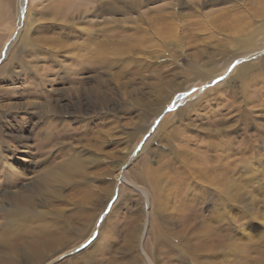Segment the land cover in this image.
I'll use <instances>...</instances> for the list:
<instances>
[{
  "label": "rangeland",
  "instance_id": "rangeland-1",
  "mask_svg": "<svg viewBox=\"0 0 264 264\" xmlns=\"http://www.w3.org/2000/svg\"><path fill=\"white\" fill-rule=\"evenodd\" d=\"M28 1H31L30 5L33 4L32 6L34 9H37L36 12L39 14L37 15L41 16L39 22L48 24V26H50V24H63L66 16L69 15L70 17L71 14L75 13L74 9H70L66 13H64V11L58 12L55 8L54 0ZM33 1L39 3L37 4ZM130 1L131 0H119L115 2H118L116 5L120 7L122 2L125 3ZM145 1L146 0H143V3L141 2L140 8L137 6L135 10L126 9L124 12L119 11L113 14L108 12L112 2H114L113 0H93L91 1L93 5L88 7V10H91V16L89 17L92 22L83 25L80 24V26L94 32L91 38L96 39L95 36L98 34L95 32L98 29L100 30L99 34L102 36L97 40H103L114 48L130 50L129 55L123 56L120 59H114L113 57L111 60L116 61L114 66L113 64H110V66L103 65L97 67V69L92 67V58L96 56L95 47L97 46L95 43L87 45V42L84 41L88 38L87 34L74 31V33H66L70 35V39L62 38L58 40V44L65 45V47L68 48L74 42L77 48L72 51L74 53L80 52V54L85 56L86 62L83 64V66H85L83 70L84 75H76L77 79L80 78L83 80L85 78L83 84L76 85L71 83L67 78H63L60 80L59 85L55 83L50 84L52 88L53 85H57V88L51 95L47 93V85L43 87L42 92L39 91V93L35 91V94L32 95L31 85L33 84V78L26 71H23L22 68H19L18 65L12 70L14 75L13 77H9L11 80L6 79L3 81L0 79V134H2L0 135V176L2 177H0V232L3 230L2 219L6 218L3 209L12 210V208L15 209L17 206H19L18 208L20 209H28L27 211L29 214L25 219L26 222L24 226L21 227L20 224L16 230L11 231L13 234L9 232V235V233H7L6 237H8L5 239V244L10 239L8 243L12 245L17 244L16 246L19 248H24L28 245L37 246V239H39L40 234H42L41 237L44 239L47 237L48 231L49 233L52 232V235L55 232L57 235L54 239L57 240L56 244H54L51 249L52 251H47L46 253V249L42 250L41 258L37 260L35 264H48L49 261L46 260V258L57 251L58 247V250L62 249L64 251L70 249L75 243L78 244L81 240L83 241L86 237L81 239L82 236H84L82 230L84 226L87 227L90 225V221L86 219L87 216L89 218L97 216L94 235L99 233L98 230H100L103 222L104 226H102V230L105 231L104 229H106L105 232H102L99 240L98 245L100 247L96 249L93 248L87 253L88 257L94 258V261L91 262L92 264H147L140 251V230L145 233L142 250L145 252L144 254L151 264H203L208 262L210 261L207 260V258L210 257L208 252L215 250L211 243L218 234H215L214 238H212L213 240L209 241V243L203 242V245L199 244L196 247L195 242H197V240H195V234L200 232L198 228L194 229L195 225L193 222L195 221V215L192 213V219L180 221L175 214L178 205L172 206L174 200L178 203L184 198L182 196H186L185 193L182 194L181 192L180 194H175L174 199H168L167 201L170 202L166 203L172 205H166L165 203L161 205L159 197L152 191L150 173L156 172L155 168H158L160 173H164L165 170H160V168L162 165L165 166L168 164V170L166 168L168 178L165 180H167L169 184L165 187L164 191L171 192L172 189L176 187L179 179L181 181L186 180L185 174L184 176L178 175L179 179L176 178L174 166H180L181 162L183 163V161L193 158L195 161V169H197L199 167L197 158L201 157L202 159V157L206 155L202 150V148L205 147L202 146L203 141L209 137V131L212 133L214 139L221 138L225 140V135L222 134L221 131L216 133V130L218 131L224 128V131L228 126H230L228 130H230L229 138L233 142L232 145L233 147L237 146L236 152L234 151L235 155L244 156L248 161L259 158L264 166L263 147H261L259 149L260 151L257 153L254 148L259 144H257L253 150L248 149L246 146H242L244 139L247 138L249 144L253 145L256 143L255 138L261 139L264 135V66H261V70L255 68V70L250 71L251 75L248 76V79L244 82L238 79L227 84L234 87L232 90L229 88L225 89L224 87V81L232 78L231 74H234V70L238 64L236 67L232 68L233 71L231 74L228 69L231 68L237 60L247 65L253 66L254 64L255 66H260L261 56H257L256 52L260 51L261 48L254 47L252 50H255V52L245 50L244 54H240V47L236 44L237 41H229L228 39L227 44L219 42L224 40L226 35H228V38L231 40H245L246 36L250 33L256 34L255 41L259 40L258 35L262 38L264 36V26L260 28V21L262 17L264 18V0H147L146 3ZM6 5V2L2 3V0H0V6H2L0 8V20H2L0 21V33H5L8 36L5 42L9 43L11 42V38L13 40V38L19 34L20 28L24 29L25 21L23 19L17 27L15 25V3L13 4L14 7L12 6L10 8L8 5L6 7ZM8 10L11 12H9L10 14ZM160 10L163 11L160 12ZM3 12H5V14ZM27 13L30 16L28 9L25 14ZM11 14L14 15L11 17ZM164 14H166V16L170 15L168 21L174 24V27L177 29L178 36L175 39L162 40L159 38V27L164 25V22L161 20L158 21V17ZM259 14H261L262 17ZM142 16L146 19L144 20ZM236 17L243 18L244 25L240 31H245L247 33L236 32L233 26V20ZM126 18L129 21L124 24L123 21L126 20ZM10 21L11 24H7ZM169 22L166 21V23ZM158 24H160V26ZM6 25L9 27L8 29ZM157 27L158 29H156ZM231 27L232 30H230ZM51 28L45 29L41 27L38 32H36V29L31 31V40L40 37L42 38L41 41L46 44L44 39L50 37L51 31L57 34L65 33L62 31L64 28L60 26H56L54 30H51ZM122 36H126L125 46L119 42V37ZM107 37H109L110 40ZM41 41L38 42V45H43ZM47 43L48 45H46L49 46L50 43ZM82 43H84V45ZM127 43L130 45V48ZM232 54L236 55L234 61L231 60ZM33 55L35 58H42L44 62H41L38 66L36 64H31L32 69L45 66V70L49 69L48 65L45 64L48 62L45 53L44 56L43 52L33 53ZM158 56L159 59L157 60ZM45 58L46 60H44ZM27 60L30 61L32 59L28 56ZM194 61L195 64L202 66V70L205 69V72L209 71L210 75L214 73L213 70L221 69L224 67V64L228 62L232 63L229 67L227 65L228 68L224 73L221 72L220 76L216 74L215 78H212V81L208 82L209 85H204L203 83L205 82H202L199 78L195 79V64L190 71H187L190 63L193 64ZM29 66V64L24 65L23 69H27ZM221 76L225 77L223 80L224 84H221L222 89L214 94L212 89H214L215 85H211V83L214 84L213 81H217ZM45 77L50 78L47 74H45ZM244 77L245 74L242 78ZM191 79L194 80L190 82ZM195 81L196 83L193 84ZM218 83H221V81ZM174 84L177 85L176 88H174ZM177 89H179V91H176ZM193 89H196V91H192ZM182 92L190 93V95L183 94L180 101L176 100L174 98L175 95L182 94ZM39 94L43 96L48 95V97L51 96L52 100L50 99L51 103L47 108L44 103H42L41 106V100H38L39 105L37 101L34 102L35 99H33L32 96L37 97ZM200 99L202 100L200 101ZM144 101H146V109H144ZM157 105L161 107L166 105L162 109V113H159L161 118L160 121L173 122V126L178 128L177 140H173L172 142L171 139L168 141L169 139L165 134L168 132L167 129L157 132V138L159 139L154 137L153 132L158 128V116H156L157 114L155 115L156 117L151 115L153 112L149 109H157ZM236 108H239V110L235 111ZM50 110H52V113L50 112L52 115L48 113ZM238 112H241L242 115L240 116ZM3 115H5V117ZM45 115L47 120L43 118ZM233 115L236 116L238 122L232 119L234 117ZM86 121L89 122L88 129L79 124L80 122ZM43 122L54 123L52 131L53 136L47 137L46 133H40L46 130ZM150 123L151 131L137 140L138 142L134 140L135 142L133 141L131 143V145L136 142L138 144L136 143L137 146L132 150L133 157H131L130 154L123 170H117V168L114 167L116 164L111 163L113 159L114 161L120 159L113 158L110 162L108 159H105V154H113L114 152L124 153V142L126 141L125 139L128 140L124 132L129 129H134L141 124L148 125ZM64 125L66 127L65 130H61V127ZM170 126L171 125H169V127ZM35 131H38L39 134ZM163 131L165 133H163ZM26 132H28L27 137L24 136ZM32 132L34 135H32ZM7 133L11 134L13 137L12 141L9 140V138H7L6 141V138H3V136H7ZM16 138L18 139L17 141H15ZM23 138L26 139L22 140ZM53 140H55V142L61 141L62 145L53 146L51 148L53 161L47 163V153L42 152L40 154L41 150H39L40 148L36 145H38V143H50L51 145ZM115 140L117 144L114 143ZM5 141L6 143H4ZM214 141L215 146L220 145L217 143V140ZM144 143H148V151L146 152H142L141 150ZM229 143L231 144V142ZM29 146L32 149H30ZM176 147H178L181 153H175L174 155V153L170 152L169 148H174V150H176ZM11 149H13V151L15 150V152ZM43 150H46V147ZM149 150L152 152H149ZM47 151L49 152V150ZM230 151L226 154L229 155ZM4 152L6 153L4 154ZM201 153H203V155ZM6 154L7 156H5ZM77 154L81 158L86 154L95 155V157L90 159L91 161L87 160L88 162H86L88 164L85 163L84 166L76 163L77 165L75 166L77 169L73 167L70 171H66V173L71 176L69 178L54 175L55 173L51 169L55 168L58 165L57 163L60 164L62 162L60 160L70 157L73 158V156H77ZM96 154L102 157H96ZM214 154L211 153L212 156H214ZM5 157L9 160L7 161ZM129 158L130 161H128ZM133 158L136 159L133 161L132 166H129ZM210 159L211 158L205 160L204 164L212 166L213 160L210 161ZM85 166L88 168L85 169ZM193 166L194 164H192V167ZM13 169L16 171V175ZM201 169L207 172L206 176H209L208 179H216L217 174L223 173L222 171H212L209 167L204 165L201 166ZM107 170L108 173H106ZM149 170H152V172H149ZM87 171L90 172L87 173ZM11 175H13V177ZM73 175H75L73 177L74 179H72ZM244 175L243 173L238 184H240V186L242 185L240 189L243 190L247 209L253 212L257 211L259 216L257 221H262L258 223L257 227L258 233L261 234L262 241L264 239V213H261V210H264V197L259 195L258 191L255 189L256 182H246ZM250 175L252 176V173ZM45 177L51 180H53V177L55 179L53 182H49L45 180ZM15 178L18 179L14 180ZM58 179L60 180L58 181ZM202 180L203 178H198L197 175L195 176V182H198L201 187L203 185V187L206 185L209 186V183L211 184L212 182L206 183V178V181L203 180L204 182H202ZM129 183L136 187L131 186ZM190 186L196 187L197 190H195V192L197 196L203 199V189L199 188L196 184H190L189 187ZM47 190L49 192H47ZM50 193L52 198L49 197L48 199L44 197ZM142 193L147 195L149 200L148 203H146V201L143 203ZM18 194L28 197L29 202L27 205L29 206L24 207L18 200L12 199V197L15 198ZM207 199H210V196H208ZM9 200L14 201H10L11 204ZM210 205L211 204L206 205V203L201 201L196 202L193 204L194 207L191 212L195 210V213H200L201 216H204L209 213ZM103 206L105 209L104 211H102ZM160 206H162L161 209H159ZM168 210H174V213L170 214ZM101 211L102 214L98 217ZM107 216L108 218L106 219ZM112 216H114L113 219ZM170 218L173 219L174 222H164V219ZM109 222L111 223L109 224ZM162 223L164 225H162ZM92 224L93 223H91V225ZM23 227L25 229H23ZM30 229L32 231L29 234ZM35 231L37 232L35 233ZM222 231L224 232L225 229L222 228L220 232ZM94 235H92V237ZM222 235H227V237H229L222 242L223 246L228 247L229 243H237V236L230 234L229 231L224 232ZM92 237L88 238L89 241L93 239ZM175 237L178 238V240L176 239L177 241L173 240ZM21 238L22 240H20ZM11 239L13 240L11 241ZM2 241L3 239L0 241V260L2 259L0 264H6V258L4 259L3 257H6L8 250H6V246H3ZM165 241L177 247L178 252L173 248L167 247ZM81 244L82 242L75 246L74 249H71H78ZM240 244L243 245V252L247 253V256H244V259L247 258L245 259V264H254L251 259L249 263L248 254L251 255L252 253L253 256H256V254L261 251V254L264 256V247L257 249L255 246H250L249 244L251 243L247 240L240 242ZM186 245L188 247L184 248ZM73 250L69 252L73 255L63 257L65 259L64 264H91L83 263L80 259H77L75 254L78 253ZM248 251H251V253ZM174 254H176V256ZM195 255H197V259H195ZM42 259H45V261L38 263V261H42ZM213 261V264H240L235 249H231L227 257L219 256L213 259ZM51 264H60V261ZM262 264H264V262H262Z\"/></svg>",
  "mask_w": 264,
  "mask_h": 264
},
{
  "label": "bare ground",
  "instance_id": "bare-ground-1",
  "mask_svg": "<svg viewBox=\"0 0 264 264\" xmlns=\"http://www.w3.org/2000/svg\"><path fill=\"white\" fill-rule=\"evenodd\" d=\"M39 1V0H36ZM33 1V2H36ZM54 5L55 8L58 12L60 11H64V13H66L68 10L70 9H74V14H71V16L69 17L66 16V19L64 20L63 24H59V25H53L50 24V26H48V24H42L39 21L41 20V16H38L39 14L36 12L37 9H34V7L32 5H30L31 1L27 3V5L24 8H21V4H22V0H2L3 2H6L8 7H12L13 4L15 3V12H16V17H15V21H16V26L18 27L20 25L21 22L18 23V19L21 17V15H23V19L25 21V25H24V29L20 28L19 34L16 35L13 40L11 38V42L6 43L5 39L6 37H8L5 33H0V79L5 81L6 79H10L9 77H13V68L16 67V65H18L19 68H22L23 71H26L33 79V84L32 86V91L31 94H35V91H40L42 92V89L44 86H48V90L47 93L51 95V93L53 91H55V89L57 88L56 86L60 84V80L63 78H67L71 83H74L76 85H81L83 84V82L85 81V78L83 80H81L80 78L77 79L76 75H84V67L83 64L86 62L85 56H83L82 54L79 53H74L72 50H74L75 48V43L73 42V44H71V46L65 47V45H60L58 44V40L62 39V38H68L70 39V35L66 34V33H74V31H79L82 34H87L88 38L86 40H84L85 42H87V45H89L90 43H95V45L97 47H95V53L96 56H93V60H92V67L94 69H97V67L106 65V66H110V64H113L116 62L115 60H111L113 57L114 59H120L123 56H127L129 55V51L128 49H123V48H114L112 45L107 44L106 42H104L103 40H97L98 38H100L102 35L99 34L100 30H96L95 33H97L98 35H96V39H92L91 35L94 33L91 30L87 29V28H83L80 26L83 24H88L91 23V19L89 16L91 13V10H88L89 6H92L93 4H91L93 0H54ZM114 2H112V5L110 6V10L108 11L110 14L113 13H117L119 11L124 12V10L126 9H130V10H135V8L137 6H139V8L141 7L140 4L141 2L143 3V0H131L130 2H122V5L120 7H118L116 5L115 1H119V0H113ZM147 1V0H146ZM145 1V3H146ZM150 1V0H149ZM174 1V0H173ZM108 2V1H107ZM37 4L39 2H36ZM3 5V4H2ZM5 5V4H4ZM6 5V7H7ZM172 5V4H171ZM2 6H0L1 8ZM14 7V6H13ZM81 7V8H80ZM108 7V6H107ZM173 7V5H172ZM8 8V9H9ZM3 9V8H2ZM5 9V7H4ZM12 9V8H11ZM28 9V11L30 12V16L29 14H25L26 10ZM148 9V8H147ZM1 10V9H0ZM7 10V9H6ZM10 10V9H9ZM8 10V13L10 12ZM13 10V9H12ZM145 10V9H144ZM153 10V9H151ZM156 10V9H155ZM159 10V9H158ZM3 11V10H2ZM163 10H160V12H162ZM6 12V11H5ZM5 12H3L5 14ZM13 12V11H12ZM107 12V14H108ZM129 12V11H128ZM2 13V12H1ZM11 13V12H10ZM9 13V14H10ZM38 14V15H37ZM126 14V13H125ZM130 14V13H129ZM3 15V14H1ZM14 14H11V17ZM261 16V14H259ZM5 16V15H4ZM8 16V15H7ZM10 17V18H11ZM262 17V16H261ZM6 18V16H5ZM130 18V17H129ZM142 18L145 20L146 18L144 16H142ZM172 18V17H171ZM2 19V17H1ZM8 19V18H7ZM14 19V18H12ZM22 19V20H23ZM158 21H163L164 25L158 24L159 27V31H160V37L162 40L165 39H175L178 36L177 33V29L174 27L175 25L170 23L168 20L170 19V15L166 16V14H164L163 16L158 17ZM2 21V20H0ZM4 21V20H3ZM128 19L126 18V20L123 21L124 24L128 23ZM136 21V20H135ZM154 21V20H153ZM169 22V23H166ZM260 28L262 26H264V18L262 17V20L260 21ZM2 23V22H1ZM104 23V22H103ZM7 24H11V21ZM123 24V25H124ZM166 24V26H165ZM23 25V23H22ZM47 25V26H45ZM156 25V26H158ZM243 18L241 17H236L233 20V26L236 29V32H245V31H240L243 28ZM56 26H60L62 29V31H64L65 33H56L54 31H51L50 33V37L44 39L46 44L48 45L47 42L50 43L49 46H47L46 44H44L42 40V38H35L34 40H31L32 35H30L31 31L36 29V32H38V30L41 27L46 28H51V30H54L56 28ZM87 26V25H86ZM7 29L9 28L6 25ZM15 27V26H14ZM13 28V27H12ZM10 28V29H12ZM125 28V26H124ZM149 29V28H148ZM158 29V27L156 28ZM16 30V29H15ZM18 30V29H17ZM150 30V29H149ZM163 30V31H162ZM230 30H232V27L230 28ZM50 31V30H49ZM151 31V30H150ZM264 31V29H263ZM6 32V31H4ZM54 32V33H52ZM238 32V33H239ZM35 33V32H34ZM43 33V32H42ZM163 33V34H162ZM247 33V32H245ZM137 34V33H136ZM74 37V36H73ZM229 36L226 35L224 40L219 41L220 43L223 44H227L228 43V39L229 41H237L236 44L239 45L240 47V54H244L245 50H249L252 52H255V50H252L254 47H260L261 50L256 52L257 56H261L260 57V66H255L253 63L252 65H247L246 63H239L236 67V69L234 70V74H231V77L229 80H225L224 83L223 81H221V83H216V84H212L211 85H215L214 89H212V91L214 92V94L217 93V91L221 90V84H224L225 89L229 88L230 90H232V88H234L233 86H229L227 84L232 83L235 80H240L241 82H244L245 80L248 79V76L251 75L250 71H253L256 69H260L262 68L261 66H264V36L262 38H260V35H258L259 40L255 41V37L256 34L250 33L246 36L245 40H241V39H236V40H231L230 38H228ZM109 39V37H107ZM139 38V37H138ZM9 39V38H8ZM117 39V38H116ZM110 40V39H109ZM9 41V40H8ZM43 42V45H38V42ZM125 41H126V36H122L119 37V42L125 46ZM141 42V41H140ZM161 42V41H160ZM262 42V45H261ZM55 43V44H54ZM131 43V42H129ZM18 44V46H17ZM84 45V43H82ZM128 44V43H127ZM129 45V44H128ZM132 47V46H131ZM92 48V47H91ZM130 48V45H129ZM93 51V50H92ZM236 51V50H235ZM237 51V52H238ZM43 52V56L44 53L46 54V58L48 59V62H46L45 64L48 65V70H45V67L39 68V67H35L34 69H32L31 64H36L38 66V64H40L41 62H44L43 59L41 58H35L33 53H41ZM142 52V51H141ZM212 52V51H211ZM234 52V53H237ZM94 53V54H95ZM143 53V52H142ZM91 54V53H90ZM144 54V53H143ZM37 55V54H36ZM35 55V56H36ZM30 56L32 60L28 61L27 57ZM148 56V55H147ZM231 60L234 61L236 55L232 54L231 55ZM41 57V56H40ZM149 57V56H148ZM212 57V56H211ZM46 58L44 60H46ZM80 58V59H78ZM240 58V57H239ZM159 59V56L157 57V60ZM210 59V58H209ZM2 60V61H1ZM229 61V60H228ZM5 62V63H4ZM159 62V61H158ZM4 63V64H3ZM229 63V62H228ZM224 64V67H222L221 69H216L213 70L214 73H212V75H210L209 71H204L202 70V66L195 64V61L193 62V64L190 63L187 71H190V69H192V67H194L195 64V79L199 78L204 85H209L208 82L212 81V78H215L216 74H218L220 76V73H224V71H226V69L230 66V64L232 62H230L229 64ZM3 64V65H2ZM30 65L27 69H23L24 65ZM90 64V63H89ZM228 65V67H227ZM120 66V65H119ZM198 67V68H196ZM206 67V66H205ZM208 67V66H207ZM41 69V70H40ZM198 70V71H197ZM261 70V69H260ZM43 71V72H42ZM182 71V70H181ZM192 71V70H191ZM7 73V74H6ZM45 74H47L48 76H50V78H46ZM176 74V73H174ZM194 74V73H193ZM245 74V77L242 78ZM185 77V76H184ZM82 78V77H81ZM11 80V79H10ZM98 80V77H97ZM194 79H191L190 82H192ZM197 81V80H196ZM196 81L193 83L195 84ZM14 83V82H13ZM31 83V82H30ZM57 84V85H52L50 84ZM97 83V82H96ZM201 83V82H200ZM29 84V83H28ZM190 84V83H189ZM175 85V84H174ZM191 85V84H190ZM11 86V85H10ZM90 86V85H89ZM177 85L174 86V88H176ZM28 87V86H27ZM163 87V86H162ZM179 87V86H178ZM187 87V86H186ZM212 87V86H210ZM15 88V87H14ZM30 88V87H29ZM77 88V87H76ZM87 88V87H86ZM89 88V87H88ZM92 88V87H91ZM94 88V86H93ZM99 88V87H98ZM184 88V87H183ZM195 88V87H194ZM62 89V88H61ZM102 89V88H101ZM152 89V88H151ZM189 89V87H188ZM207 89V88H206ZM30 90V89H29ZM71 90V88H70ZM82 90V89H81ZM89 90V89H88ZM91 90V89H90ZM96 90V89H95ZM175 90V89H174ZM181 90V89H180ZM184 90V89H183ZM191 90V89H190ZM14 91V89H13ZM93 91V90H92ZM176 91H179V89H177ZM186 91V90H185ZM39 92V93H40ZM58 92V91H57ZM62 92V91H61ZM75 92V91H74ZM84 92V91H83ZM155 92V91H154ZM30 93V92H29ZM63 93V92H62ZM87 93V92H86ZM225 93V92H224ZM228 93V92H227ZM30 94V95H31ZM42 94V93H41ZM39 94L37 97L36 96H32L33 99H35L34 102L37 101L38 104V100H41V106L42 103L45 104V107L47 108L51 101V96L48 97V95L43 96ZM44 94V93H43ZM70 94V93H69ZM183 92L182 94H176L175 95V99L180 101V98L183 97ZM209 94V93H206ZM29 95V96H30ZM79 95V94H78ZM182 95V96H181ZM7 96V95H6ZM166 96V95H165ZM211 96V95H210ZM78 97V96H77ZM29 98V97H28ZM225 98V97H224ZM173 99V98H172ZM203 99V97H202ZM200 99V101L202 100ZM52 100V99H51ZM61 100V99H60ZM168 100V99H167ZM165 101V100H164ZM183 101V100H181ZM197 101V100H196ZM11 102V101H10ZM33 102V101H32ZM166 102V101H165ZM40 103V102H39ZM67 103V102H66ZM157 103V102H156ZM203 103V102H202ZM19 104V103H18ZM55 104V103H53ZM65 104V103H63ZM145 104L146 101H144V109L145 108ZM171 104V103H170ZM201 104V103H200ZM30 105V104H29ZM33 105V104H32ZM39 105V104H38ZM70 105V104H69ZM168 105V104H167ZM233 105V104H232ZM264 105V104H263ZM21 106V105H20ZM55 106V105H54ZM166 105H164L163 107H161L160 105H157V109H149L151 110V112H153V116H158V121H160V115L159 113H162V109L165 107ZM198 106V105H195ZM11 107V106H10ZM58 107V106H57ZM60 107V106H59ZM67 107V106H66ZM138 107V106H137ZM141 107L143 108V106L141 105ZM177 107V106H176ZM233 107V106H232ZM15 108V106H14ZM18 108V107H17ZM150 108V107H148ZM167 108V107H166ZM194 108V107H192ZM196 108V107H195ZM69 109V108H68ZM188 109V108H187ZM197 109V108H196ZM10 110V109H9ZM13 110V109H12ZM61 110V109H60ZM148 110V109H147ZM168 110V109H167ZM170 110H174V109H170ZM176 110V109H175ZM183 110V109H181ZM204 110V109H203ZM238 111L239 108H236L235 111ZM52 110H50L48 113H50ZM67 111V110H66ZM204 112V111H203ZM52 113V112H51ZM50 113V114H51ZM55 113V112H54ZM57 113V112H56ZM179 113V112H176ZM237 113V112H236ZM240 113L239 115L241 116L242 113ZM62 114V113H61ZM66 114V113H65ZM1 115V113H0ZM52 115V114H51ZM50 115V116H51ZM236 115V114H235ZM233 115L234 117L232 119L236 120V116ZM5 117V115H3ZM16 116V115H15ZM67 116V115H66ZM155 116V117H156ZM3 117V119H4ZM53 117V116H51ZM141 117V116H140ZM143 117V116H142ZM44 119L47 120L46 115L43 116ZM62 118V117H61ZM2 119V118H1ZM11 119V118H10ZM167 119V118H166ZM165 119V120H166ZM202 119V118H201ZM9 120V119H8ZM52 120V119H51ZM169 120V119H168ZM7 121V120H5ZM18 121V119H17ZM23 121V120H21ZM26 121V120H25ZM4 122V121H3ZM79 122V121H78ZM144 122V121H141ZM235 122H238L237 120ZM11 123V122H10ZM9 123V124H10ZM14 123V122H13ZM19 123V122H18ZM27 123V122H26ZM29 123V122H28ZM45 124V128L46 130L40 132V133H46V136H53V122H43ZM149 123V122H148ZM81 126H83L84 128L88 129L89 128V122H80L79 123ZM6 125V124H5ZM31 125V124H30ZM158 128L155 129V131L153 132L154 137L157 138L159 131L163 130V129H167L168 132L165 133L163 131V133L166 134V136L168 137V141H170L172 139L173 140H177V129L173 126V122H163V120H161L159 123H157ZM169 125H171L169 127ZM13 126V125H12ZM22 126V125H21ZM25 126V125H24ZM23 126V127H24ZM205 126V125H204ZM27 127V126H26ZM218 127V126H217ZM65 125L61 127V130H65ZM228 128H230V126H228ZM228 128L226 130L223 131L224 128L220 129V130H216V133L221 131L222 134L225 135V140H222L221 138H216L214 139V137L212 136V133L209 131V137L206 138L205 141H203V146L205 148H202L203 152L206 153V157L203 156L202 159L201 157L197 158L199 167L197 169H195V161L193 158L188 159L187 161H183V163L181 162L180 166L176 165L175 167V176L176 178L179 179L178 175H182L186 176V180L181 181L180 179L178 180V183L176 184V187L174 189H172L171 192H165L164 189L165 187L169 184L167 180H165L166 178H168V173L166 172V168L168 170L169 165H165V166H161V169H164L165 172L164 173H160L158 168H155L156 172H152V170H149V172L151 171L152 173H150L151 175V186H152V191L154 194H156L157 197H159L161 205L162 203H165L166 205H172V204H168L166 202H170L167 201L168 199H174L175 194H180L182 192L185 193L186 196H182L184 197L181 201H179L178 203L174 200L173 205L172 206H177L175 210V214L177 215V217L179 218L180 221H185L186 219H192L193 215L192 213L195 215V221L193 222V224L195 225L194 229H199L200 233L195 234V240H197V242H195V246L197 247L199 244L203 245V242H208L212 241L214 238L215 234L216 237L214 238L213 242L211 244L212 247H214V251L208 252V254L210 255L209 258H207V260H210L208 262H205L203 264H213V259H216L219 256H224L227 257L231 251V249H235L236 253H237V257L240 261V264H245V258L247 256V253L243 252V245L240 244V242H244L245 240L249 241L250 246H255L257 249H261L262 247H264V239L261 241V234L258 233V223L262 222V221H257L258 220V213L257 211H252L247 209L245 202L246 199L244 198V194H243V190H241L240 188L242 187V185L240 186V184H238V181L241 179V177L244 175V179L246 182L250 183L251 181L256 182L255 185V189L258 191L259 195H262L264 197V166L262 165V163L260 162L261 159L257 158V159H252L251 161H248V159H246L244 156H236L235 152L237 150V146L233 147V142L231 141V139L229 138V134H230V130H228ZM15 129V128H14ZM20 129V128H19ZM150 129V130H149ZM189 129V128H188ZM217 129V128H216ZM28 130V129H27ZM151 131V123L150 124H141L140 126L135 127L134 129H129L128 131L124 132V134H126V141L124 142V146H123V152L124 153H113V154H105V159H108L109 162L111 161V159L116 158V159H120V160H116L113 162H111L112 164L115 163L117 170L121 171L123 170L126 161L128 159V157L131 154V157H133V149L137 146V140H139L140 138L144 137L145 135H147V132L149 133ZM38 132V131H35ZM101 132V131H100ZM1 133V132H0ZM4 133V132H3ZM17 133V132H16ZM102 133V132H101ZM215 133V134H216ZM15 134V133H14ZM28 132L25 133V137H27ZM39 134V132H38ZM163 134V135H165ZM2 135V134H0ZM19 135V134H17ZM32 135L33 132H32ZM66 135V134H65ZM83 135V134H82ZM95 135V134H94ZM217 135V134H216ZM223 135V136H224ZM98 136V135H96ZM179 136V135H178ZM218 136V135H217ZM15 137V136H14ZM104 137V136H103ZM151 137V136H150ZM148 137V138H150ZM222 137V135H221ZM3 138H9V140L12 141L13 137L11 136V134L7 133V136H3ZM35 138V137H34ZM155 138V139H156ZM162 138V137H161ZM165 138V137H164ZM26 138H23L22 140H24ZM108 139V138H107ZM106 139V140H107ZM159 139V138H157ZM156 139V140H157ZM18 139L16 138L15 141H17ZM99 140V139H98ZM137 141L135 144L133 143V145H131V143L133 141ZM214 140H217V143H219V146H215L214 145ZM229 140V141H228ZM256 143H254L253 145L249 144V140L246 138L243 140L242 142V146H246L248 149L253 150V148L257 145L254 150L258 153L261 147L264 148V135L262 136L261 139L259 138H255ZM3 141V140H2ZM6 141L4 143H6ZM73 141V140H72ZM118 141V140H117ZM134 141V142H135ZM147 141V140H146ZM145 141V142H146ZM152 141V140H151ZM158 141V140H157ZM156 141V142H157ZM171 142V143H172ZM179 142V141H178ZM231 142V144L229 143ZM3 143V144H4ZM9 143V142H8ZM116 143V140L115 142ZM123 143V142H122ZM160 143V142H159ZM169 143V142H168ZM170 143V144H171ZM1 144V142H0ZM15 144V143H14ZM21 144V143H20ZM29 144V143H27ZM35 144V143H34ZM117 144V143H116ZM237 144V143H236ZM6 145V144H5ZM10 145V144H9ZM13 145V144H12ZM26 145V143H25ZM24 145V146H25ZM33 145V144H32ZM62 145L61 141H57L55 142V140H53V143L50 145V143H38V145H36L37 147H39L41 150L40 154L42 152L47 153V163L48 162H52L53 161V156H52V150L51 148L53 146H59ZM98 145V144H97ZM100 145V144H99ZM119 145V144H118ZM23 146V147H24ZM101 146V145H100ZM46 147V150H43ZM70 147V146H68ZM158 147V145H157ZM179 147V146H178ZM178 147H176V150H174V148H169L171 153H181V151L178 149ZM9 148V147H7ZM12 148V147H11ZM30 148V146H29ZM36 148V147H35ZM148 143H144V145L142 146L141 150L142 152H146L148 151ZM235 148V149H233ZM32 149V148H30ZM13 151V149H11ZM49 150V152L47 151ZM231 150V151H230ZM5 151V150H2ZM10 151V150H9ZM8 151V152H9ZM26 151V150H25ZM47 151V152H46ZM151 150H149L150 152ZM230 151V154L227 155L226 153ZM235 151V152H234ZM15 152V150L13 151ZM17 152V150H16ZM19 152V151H18ZM152 152V151H151ZM6 152H4L5 154ZM21 153V151H20ZM39 153V152H38ZM37 153V155H38ZM211 153H215L214 156L211 155ZM233 153V154H232ZM264 153V151H263ZM16 154V153H15ZM27 154V153H26ZM30 154V153H29ZM49 154V155H48ZM58 154V153H57ZM157 154V153H156ZM203 155V153H201ZM1 155V154H0ZM34 155V154H33ZM104 155V154H103ZM154 155V154H153ZM198 155V154H197ZM261 155V154H260ZM7 156V154L5 155ZM11 156V154H10ZM9 156V157H10ZM21 156V155H20ZM65 156V155H63ZM141 156V155H140ZM34 157V156H33ZM57 157V156H55ZM93 157H95V155H90V154H86L84 155L82 158L77 154V156H73V158H65L62 159L60 161H62L60 164L57 163L58 165L51 169L52 171H54V175L56 176H61V177H66L69 178L71 176L68 175V173H66V171H70L71 169H73V167H76L75 165L79 164L81 166H84V164H88L87 160L92 159ZM96 157H102L99 154H96ZM159 157V156H158ZM4 158V157H2ZM7 159V157H5ZM154 158V157H152ZM209 158L210 161H212L213 165H206L205 160H208ZM11 159V158H10ZM99 159V158H98ZM103 159V158H102ZM136 158H133L132 163L129 166H132L133 161H135ZM138 159V158H137ZM201 159V160H198ZM9 159H7L8 161ZM24 160V159H23ZM45 160V159H44ZM96 160V159H95ZM101 160V158H100ZM15 161V160H14ZM18 161V160H17ZM34 161V160H33ZM87 161V162H86ZM91 161V160H90ZM130 161V158L129 160ZM31 162V161H30ZM45 162V161H44ZM100 162V161H99ZM102 162V161H101ZM15 163V162H14ZM77 163V164H76ZM11 164V163H10ZM9 164V165H10ZM25 164V163H24ZM97 164V162H96ZM192 164H194V166L192 167ZM204 165L206 167H209L212 171H222L223 173L217 174L216 179H208L209 176H206L207 172L204 171L203 169H201V166ZM260 165V166H259ZM128 166V167H129ZM138 166V165H137ZM218 166V167H216ZM12 167V165H11ZM134 167V166H133ZM81 168V167H80ZM85 169L88 167H84ZM96 168V167H95ZM115 168V169H116ZM143 168V167H142ZM15 169V168H14ZM13 169V172L15 171ZM20 169V168H19ZM23 169V168H21ZM27 169V168H26ZM36 169V168H35ZM77 169V167H76ZM79 169V168H78ZM94 169V167H93ZM25 170V168H24ZM23 170V171H24ZM29 170V169H28ZM80 170V169H79ZM127 170V169H126ZM142 170V169H141ZM26 171V170H25ZM82 171V169H81ZM86 171V170H84ZM129 171V170H128ZM9 172V171H8ZM22 172V171H21ZM47 172V171H46ZM45 172V173H46ZM90 171H87V173H89ZM12 173V170H11ZM19 173V172H18ZM24 173V172H23ZM22 173V175H23ZM44 173V172H43ZM86 173V174H87ZM108 173V170L107 172ZM105 173V174H106ZM120 173V172H119ZM252 173V176L250 175ZM9 174V173H8ZM13 174V173H12ZM26 174V172H25ZM77 174V173H76ZM81 174V173H80ZM93 174V173H91ZM111 174V173H110ZM109 174V175H110ZM148 174V173H147ZM15 175H16V171H15ZM14 175V176H15ZM19 175V174H18ZM17 175V176H18ZM21 175V174H20ZM108 175V176H109ZM112 175V174H111ZM110 175V176H111ZM143 175V173H142ZM170 175V174H169ZM198 176V178H203V180H207L206 183L211 182V184L209 183V186L206 185L205 187H201V185L198 182H195V176ZM9 176V175H8ZM13 177V175H11ZM75 175L72 176V179H74ZM118 176V175H116ZM147 176V175H146ZM1 177V176H0ZM22 177V176H21ZM80 177V176H79ZM100 177V176H99ZM113 177V176H112ZM115 177V176H114ZM131 177V176H130ZM205 177V178H204ZM2 178V177H1ZM42 178V177H40ZM52 178V177H51ZM57 178V177H56ZM87 178V177H86ZM94 178V177H93ZM96 178V177H95ZM105 178V177H104ZM117 178V177H116ZM18 178H15L14 180H17ZM20 179V178H19ZM53 180H51L50 178L45 177V180L49 181V182H53L54 181V177L52 178ZM71 179V180H72ZM85 179V178H84ZM90 179V178H89ZM118 179V178H117ZM6 180V179H5ZM8 180V178H7ZM6 180V181H7ZM23 180V179H22ZM60 179H58L59 181ZM64 180V179H63ZM62 180V181H63ZM121 180V179H120ZM202 180V182H204ZM205 180V181H206ZM43 181V179H42ZM61 181V182H62ZM88 181V180H87ZM175 181V180H174ZM21 182V180H20ZM19 182V183H20ZM115 182V181H114ZM127 182V181H126ZM17 183V182H15ZM57 183V182H56ZM116 183V182H115ZM114 183V184H115ZM8 184V183H7ZM49 184V183H48ZM64 184V183H63ZM113 184V182H112ZM131 186L136 187L134 185H132L131 183H129ZM190 184H196L199 188L203 189V199H200L195 190H197V188L190 186ZM65 185V184H64ZM5 186V185H4ZM14 186V185H13ZM111 187V186H110ZM10 188V187H9ZM40 188V187H39ZM14 190V189H13ZM12 190V191H13ZM54 191V190H53ZM52 191V192H53ZM46 192V191H45ZM47 192H49L47 190ZM255 192V190H254ZM5 193V192H4ZM7 193V192H6ZM56 193V192H55ZM60 193V192H59ZM122 193V192H121ZM47 194V193H46ZM96 194V193H95ZM53 195V194H52ZM108 195V193H107ZM56 196V195H55ZM112 196V195H111ZM208 196H210V199H207ZM12 197V196H11ZM44 197L48 198L51 197V193L49 195H45ZM5 198V197H3ZM52 198V197H51ZM12 199L18 200L19 203L24 206L27 207L29 205L28 202V197L26 196H21L20 194H18L17 196H15V198L12 197ZM122 199V198H121ZM142 199H143V203L144 201H146V203H148V197L145 193H142ZM5 200V199H4ZM7 200V197H6ZM123 200V199H122ZM11 200H9L10 202ZM14 200H12L11 202H13ZM120 201V200H119ZM118 201V202H119ZM204 202L206 203V205L211 204L209 207V213L201 216L200 213H195L191 212L192 208L194 207L193 204H195L196 202ZM264 201V200H263ZM4 202V201H2ZM10 202V203H11ZM32 202V201H31ZM6 203V202H5ZM3 203V204H5ZM8 203V201H7ZM33 203V202H32ZM9 204V203H8ZM5 204V205H8ZM12 204V203H11ZM164 204V205H165ZM264 204V203H263ZM2 205V204H1ZM4 205V206H5ZM12 206V205H10ZM20 206V207H22ZM114 206V205H113ZM112 206V207H113ZM19 206H17V208H12V210H7L6 208L3 209V212L6 215V218L2 219V227L3 230L0 232V241L3 239V246H6V250H8V253L6 255V257H3L4 259L6 258V264H35V262L37 260H40L41 258V253L42 250L46 249V253L51 252L52 247L54 246V244H56V240L54 239V237H56V233L54 232L52 235V232L49 233L48 231V235L46 238H42V234H40L39 239H37V246H31L28 245L26 247H22L19 248L16 245H12L9 244L8 240L5 244V239L8 237H6L7 233H12L11 231L16 230L18 226L21 227L24 226L25 224V219L27 218L29 212L27 211L28 209H20L18 208ZM31 207V206H30ZM70 207V206H69ZM114 208V207H113ZM162 206L159 207V209H161ZM214 208V209H213ZM246 208V209H245ZM33 210V209H32ZM104 206H103V210L104 211ZM37 211V210H36ZM101 213L98 215V217L102 214ZM169 211V210H168ZM167 211V212H168ZM2 212V213H3ZM111 212V211H110ZM249 212V213H248ZM164 213V212H163ZM168 213L173 214L174 210H170ZM261 213H264V210H261ZM115 214V212H114ZM249 214V215H248ZM264 215V214H263ZM109 216V215H108ZM108 216L106 217V219L108 218ZM33 217V216H32ZM35 217V216H34ZM37 217V216H36ZM105 217V216H104ZM114 216H112L113 219ZM31 218V217H30ZM33 219V218H32ZM86 219L88 221H90V225L83 228L82 233L84 234V236H82L81 239L85 238L83 241L81 240L82 244H88L89 243V239L90 237H92V235H94V227L97 223V216H92V217H86ZM105 219V220H106ZM111 219V220H112ZM104 220V221H105ZM110 220V219H109ZM29 221V220H27ZM168 221H173V219H164V222H168ZM106 222V221H105ZM91 223H93L91 225ZM104 223V222H103ZM102 223L100 230L99 231V237L97 238V240L90 244L87 248H85V250H83L82 252H79L78 254H75V257H77V259H80L81 262L83 263H91L92 261H94V258L88 257L87 253H89V251H91L93 248H98L100 247L98 245L99 240L101 238L102 232H105L106 229H104L105 231L102 230V226H104ZM111 222H109L110 224ZM107 224V222H106ZM162 225H164L162 223ZM60 226V225H59ZM111 226V225H110ZM146 226V225H145ZM108 227V226H107ZM144 227V226H143ZM33 228V227H32ZM41 228V227H40ZM106 228V227H105ZM225 229L224 232H228L230 234H234L237 236V243L233 244V243H229L228 247L223 246L222 242L227 240L229 237H227V235L223 236L222 234L224 233L223 231L220 232L221 229ZM23 229H25L23 227ZM122 229V228H121ZM43 230V229H42ZM144 230V229H143ZM6 231V232H5ZM18 231V230H17ZM32 230L30 229L29 234ZM56 231V229H55ZM20 232V231H19ZM37 231H35L36 233ZM42 232V231H41ZM40 232V233H41ZM9 233V235H10ZM18 233V232H17ZM45 233V232H43ZM195 233V232H193ZM13 234V233H12ZM126 234V233H125ZM15 235V233H14ZM17 235V234H16ZM22 235V234H21ZM36 235V234H34ZM204 235V237H203ZM12 236V235H11ZM46 236V235H45ZM132 236V235H131ZM145 233L140 230V251L142 256L144 257L145 261L147 262V264H151L150 261L147 259V257L145 256V252H143L142 250V244H143V239H144ZM16 237V236H15ZM26 237V235H25ZM59 237V236H58ZM10 238V237H9ZM29 238V237H27ZM36 238V237H35ZM93 238V237H92ZM104 238V237H103ZM33 239V238H32ZM178 240L177 237H175V239L173 240ZM13 239H11L12 241ZM22 240V238L20 239ZM25 240V239H24ZM29 240V239H28ZM103 240V239H102ZM132 240V239H131ZM176 240V241H177ZM182 240V239H181ZM180 240V241H181ZM14 242V241H13ZM29 242V241H28ZM70 242V241H69ZM80 242V243H81ZM104 242V241H103ZM167 244V247L173 248L175 251H177V247H174V245L169 244L167 241H165ZM182 242V241H181ZM234 242V240H233ZM254 242V243H253ZM11 243V242H10ZM15 243V242H14ZM30 243V242H29ZM71 243V242H70ZM78 243V244H80ZM20 244V243H19ZM78 244H74L71 248L74 249L75 246H77ZM101 244V243H100ZM103 245V244H102ZM193 245V244H191ZM188 246L186 245L184 248H187ZM245 247V246H244ZM61 248V247H60ZM63 248V247H62ZM67 249V250H58L59 247L57 248V251H55L54 253L50 254L46 260L49 261L48 264L51 263H55L58 262L59 259H57L58 256L60 257H65L64 253H69L70 251H72L73 249ZM248 248V247H247ZM172 249V250H173ZM74 251V250H73ZM258 251V250H257ZM102 252V251H101ZM178 252V251H177ZM249 253H251V251H248ZM119 253V252H118ZM174 253V251H173ZM262 252L259 251L256 256H253L252 253L251 255L248 254V259H249V263H250V259L253 261L254 264H262V262H264V256L261 254ZM5 254V253H4ZM177 254V253H176ZM176 254H174L176 256ZM207 254V255H208ZM186 255V254H184ZM120 256V255H119ZM43 257V256H42ZM1 258V257H0ZM69 258V257H68ZM11 259V260H10ZM195 259H197V255H195ZM2 260V259H1ZM0 260V261H1ZM65 260V259H64ZM205 260V261H207ZM234 260V259H233ZM16 261V262H13ZM45 261V259H42V261H38V263ZM235 261V260H234ZM92 264V263H91ZM247 264V263H246Z\"/></svg>",
  "mask_w": 264,
  "mask_h": 264
},
{
  "label": "snow or ice",
  "instance_id": "snow-or-ice-1",
  "mask_svg": "<svg viewBox=\"0 0 264 264\" xmlns=\"http://www.w3.org/2000/svg\"><path fill=\"white\" fill-rule=\"evenodd\" d=\"M27 3H28V0H22L21 8H24L27 5ZM22 19H23V15H21V17L18 19V23L21 22ZM239 63H240V61L237 60L232 65V67L228 69V71L231 72L232 71V68L236 67V65L239 64ZM224 79H225V77L224 76H221V77L218 78L217 81H213V83L214 84L215 83H218L219 81H223ZM192 91H196V89H193ZM184 95H190V93H184ZM157 123H159V121H157ZM98 237H99V233H96L93 236V239L91 241H89V244H81L80 247L78 249H75L74 251L76 253H79L81 250L87 248L90 244L94 243L97 240ZM71 255H73V254L72 253H64V256H71ZM57 259H59L60 264H64V258L63 257L58 256Z\"/></svg>",
  "mask_w": 264,
  "mask_h": 264
}]
</instances>
